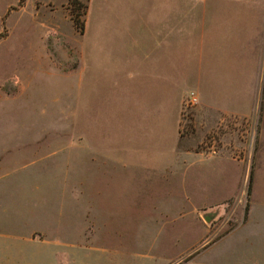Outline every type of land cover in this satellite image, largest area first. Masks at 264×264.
Wrapping results in <instances>:
<instances>
[{"label":"rangeland","instance_id":"obj_1","mask_svg":"<svg viewBox=\"0 0 264 264\" xmlns=\"http://www.w3.org/2000/svg\"><path fill=\"white\" fill-rule=\"evenodd\" d=\"M0 132L40 264H264V0H0Z\"/></svg>","mask_w":264,"mask_h":264},{"label":"crops","instance_id":"obj_2","mask_svg":"<svg viewBox=\"0 0 264 264\" xmlns=\"http://www.w3.org/2000/svg\"><path fill=\"white\" fill-rule=\"evenodd\" d=\"M16 142V138L8 136L7 134H3L0 132V198L2 199L4 196V190H12V200L9 204L12 203V208L9 206L0 207V264H40V251L47 247H51V229L45 226V221H49L51 218L50 212H53L56 207H62L66 209L67 206L72 204V199L70 197H51V202H49L48 197L50 196V187L49 192H45V197L47 200L43 202L41 207H44L41 212V207L35 208L30 205V203H26L23 201L20 202L16 198V195H20L18 192L15 193L13 190H20L21 194L24 195L26 191L24 188L26 187L31 188L33 184V179H31V175L29 173H24L23 170L18 169L17 161L15 160H7L4 159V155L8 153V148L14 146ZM114 152L112 156H114ZM116 155V154H115ZM107 158H109V154H107ZM164 156V155H163ZM186 156L191 157L194 159L196 163L199 162H208L212 160L213 163L214 159H220V161H226V159L231 162L230 158L226 155H218L212 157H205L200 153H193L190 151H184V157ZM118 155L114 156L113 158L117 159ZM198 157V158H197ZM165 158L167 156L165 155ZM188 160V159H187ZM184 163L187 164V161ZM129 164L131 160L127 159ZM133 161V160H132ZM163 159L160 161L162 163ZM219 161V162H220ZM212 162L210 163L212 165ZM191 163V161H190ZM125 163H121L124 165ZM127 165V164H126ZM12 166V167H9ZM15 170H11L12 168ZM92 169H88L87 165H82L81 168V179H80V186H81V197L79 204L84 205L86 201L92 204H95L94 199V192L91 187V183L93 181V175L95 172L100 170V166L96 164L95 166H91ZM124 168H128L125 165ZM211 166H206L209 169ZM127 170V169H126ZM8 171V172H7ZM129 171V170H128ZM7 173L12 176V178L7 181L3 182ZM22 173V174H20ZM17 175H20L18 177ZM31 179V180H30ZM237 183V182H236ZM38 189V186H37ZM128 193H130L128 191ZM16 194V195H15ZM20 195V196H22ZM38 196V194H37ZM27 201V200H26ZM51 203V204H50ZM216 203V202H215ZM209 203L207 201L195 203V206H208ZM51 205V211L49 207ZM90 205V204H88ZM130 208L127 207V210ZM119 212V211H118ZM118 214V213H117ZM46 215V216H45ZM66 215V213L61 214ZM87 215V214H84ZM104 217V216H103ZM101 219H108L102 218ZM111 219H115L110 217ZM110 219V220H111ZM43 220V222H42ZM72 242L69 244L71 247ZM32 252L29 254V252Z\"/></svg>","mask_w":264,"mask_h":264},{"label":"trees","instance_id":"obj_3","mask_svg":"<svg viewBox=\"0 0 264 264\" xmlns=\"http://www.w3.org/2000/svg\"><path fill=\"white\" fill-rule=\"evenodd\" d=\"M83 13L84 14L87 13V6H86V10ZM75 24H76L77 27H79L80 29H83L84 30V24L81 25L80 22H79V20H78V18L75 19ZM251 178H252V174H251ZM250 192H251V185L249 187V194H250Z\"/></svg>","mask_w":264,"mask_h":264},{"label":"built area","instance_id":"obj_4","mask_svg":"<svg viewBox=\"0 0 264 264\" xmlns=\"http://www.w3.org/2000/svg\"><path fill=\"white\" fill-rule=\"evenodd\" d=\"M190 100H191V104H194L195 102H197V97L195 96L194 93L191 94Z\"/></svg>","mask_w":264,"mask_h":264},{"label":"water","instance_id":"obj_5","mask_svg":"<svg viewBox=\"0 0 264 264\" xmlns=\"http://www.w3.org/2000/svg\"><path fill=\"white\" fill-rule=\"evenodd\" d=\"M206 219H207V220H210V217H209V216H206Z\"/></svg>","mask_w":264,"mask_h":264}]
</instances>
